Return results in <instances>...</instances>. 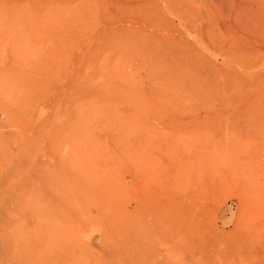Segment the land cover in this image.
<instances>
[{
  "label": "rangeland",
  "instance_id": "1",
  "mask_svg": "<svg viewBox=\"0 0 264 264\" xmlns=\"http://www.w3.org/2000/svg\"><path fill=\"white\" fill-rule=\"evenodd\" d=\"M0 22V229L31 224L21 183L40 224L68 210L66 264H264V0H0Z\"/></svg>",
  "mask_w": 264,
  "mask_h": 264
},
{
  "label": "bare ground",
  "instance_id": "2",
  "mask_svg": "<svg viewBox=\"0 0 264 264\" xmlns=\"http://www.w3.org/2000/svg\"><path fill=\"white\" fill-rule=\"evenodd\" d=\"M1 28L2 27H0V30ZM2 37L3 34H0V45L2 43ZM3 52L5 53L6 51ZM3 52L1 53L4 54ZM9 54H11L12 56L13 53H8V55ZM2 58L4 59V57ZM9 59L11 58H8V60ZM4 144L3 141H1V137H0V154L1 152H3L2 150L5 151L7 149V146L4 147ZM3 153L5 154L6 152ZM13 163L15 164L16 161L14 160ZM15 166L17 167L18 165ZM2 170H3V166L2 167L0 166V174L5 175V172ZM0 184L2 183L0 182ZM11 186H13V188H11V191L20 189L22 193L24 192L26 193L25 199L31 201L29 203V210H30L29 218L31 220V224L27 223L28 225L26 226L25 230H21L20 234L18 231H14V230L7 231L8 227H2L0 229V264H25V262H27L28 264H66V260L68 257V246H69V241H68L69 213L68 210L65 208V205L53 204L49 206V208H47L46 210V213H44V217H43L44 221L40 224L39 218L37 219V215L35 214L36 205L34 203V198H33L34 187L30 186L32 187L31 189L30 187H26L24 184L21 183L11 184ZM11 218L14 217L10 216V219ZM11 233L12 235H14L13 237L10 236Z\"/></svg>",
  "mask_w": 264,
  "mask_h": 264
}]
</instances>
